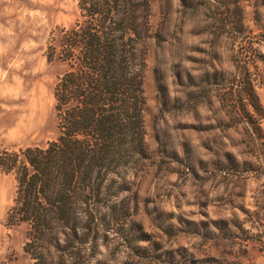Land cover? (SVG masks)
<instances>
[{
	"label": "rangeland",
	"instance_id": "obj_1",
	"mask_svg": "<svg viewBox=\"0 0 264 264\" xmlns=\"http://www.w3.org/2000/svg\"><path fill=\"white\" fill-rule=\"evenodd\" d=\"M79 3L0 0V152L57 137L64 66L48 46ZM139 15L146 152L89 200L93 241L66 264H264V118L249 124L233 96L249 60L264 112V0H140ZM17 188L0 167V264H33L28 225L8 220Z\"/></svg>",
	"mask_w": 264,
	"mask_h": 264
},
{
	"label": "trees",
	"instance_id": "obj_2",
	"mask_svg": "<svg viewBox=\"0 0 264 264\" xmlns=\"http://www.w3.org/2000/svg\"><path fill=\"white\" fill-rule=\"evenodd\" d=\"M79 8L74 23L54 32L48 46V60L64 66L54 90L57 137L45 146L0 152V167L18 180L8 220L28 225L25 250L33 264H66L81 255L93 241L83 231L94 228L89 200L114 192L116 179L127 176L116 169L146 152V57L139 44L148 27L140 21V0H80ZM238 76L234 107L255 126V115L264 118V112L249 60ZM111 213L126 223L119 209ZM213 262L223 264H206Z\"/></svg>",
	"mask_w": 264,
	"mask_h": 264
}]
</instances>
